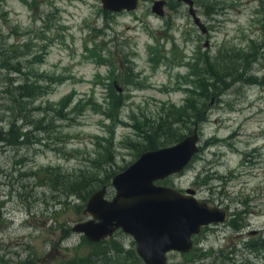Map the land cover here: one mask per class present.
I'll use <instances>...</instances> for the list:
<instances>
[{"label": "rangeland", "instance_id": "obj_1", "mask_svg": "<svg viewBox=\"0 0 264 264\" xmlns=\"http://www.w3.org/2000/svg\"><path fill=\"white\" fill-rule=\"evenodd\" d=\"M154 1L115 12L102 0H0V131L15 123L22 134L18 145L0 143V264H78L92 251L73 230L89 219L88 200L66 182L103 178L91 195L105 184L111 199L112 176L139 158L151 135L163 138L150 134L152 123L191 97L205 108L204 121L194 124L190 111L195 118L176 129L186 137L198 126L200 150L157 183L193 188L230 216L205 226L189 253L171 252L168 264H264L257 244L264 239V0H194L208 33L186 3L167 0L160 16ZM225 47L252 54L248 72L259 82H246L241 62L237 81L220 94L201 82L206 56ZM8 57H15L10 66L2 62ZM47 76L54 79L47 92L18 101L15 85Z\"/></svg>", "mask_w": 264, "mask_h": 264}, {"label": "water", "instance_id": "obj_2", "mask_svg": "<svg viewBox=\"0 0 264 264\" xmlns=\"http://www.w3.org/2000/svg\"><path fill=\"white\" fill-rule=\"evenodd\" d=\"M140 1L102 0V3L106 10L122 12L136 9ZM178 1L189 5L195 23L203 33H208V27L197 15L195 1ZM166 3L167 0H155L152 11L163 16ZM199 142L197 126L192 134L174 145L143 151L136 161L112 176L115 193L111 199L106 197L107 186L89 197L85 212L90 217L77 223L73 230L99 242L121 229L136 241L137 253L147 264H168L171 252L192 251L194 236L202 232V227L226 222L230 212L200 200L193 188L183 192L157 181L184 170L199 152Z\"/></svg>", "mask_w": 264, "mask_h": 264}, {"label": "trees", "instance_id": "obj_3", "mask_svg": "<svg viewBox=\"0 0 264 264\" xmlns=\"http://www.w3.org/2000/svg\"><path fill=\"white\" fill-rule=\"evenodd\" d=\"M251 55L252 54L250 52L241 53V51H237L233 47H225L215 56H206L204 59L206 60L204 64L205 67H203L206 69L203 71V81L201 82L209 84L213 89L214 94H220L225 88H229L232 82L237 81L236 76L240 73V69H242V66L237 67V62H241L245 66V80L248 84L259 82L257 81L258 78L253 75L252 72H248V69L252 65ZM14 58L15 57H8L6 60L3 59L2 62H5L7 66H10L9 63L10 61L14 60ZM18 63L19 62H17V64ZM13 69L16 70L17 73H19L21 70L17 67H13ZM47 78L48 80L45 83L40 84L32 83L28 79L20 81L17 85H15L14 89L17 91L16 95L18 101L20 98H30L39 91L40 93L47 92L49 86L52 84V82H54L52 76H47ZM201 88L203 92L207 90L206 86L204 85H202ZM191 91L194 92V90ZM192 98L193 97L187 99L185 102L186 104L180 107H177V105L173 104L172 108L174 111L165 115H161L157 121L152 123L149 131L150 134L152 132V128L154 132L152 133L154 135L155 133H160L162 134L163 138L157 137L154 139L153 135H149L150 137L147 139V144L145 145L146 150L158 148L160 145L181 141L185 136L183 134L177 133L176 125L186 122L188 123L192 118H195L190 116V111L197 114L196 118L198 119L195 118L196 121H194V124H201L204 121L205 108H199L195 103H192ZM19 116L20 115L16 117L17 120L19 119ZM21 137L22 134L15 123L12 125L10 130H8V132L0 131V143H7L8 145L15 146L18 145L20 141L22 142V139L20 140ZM107 177L110 178L109 175H107ZM108 181H106V183H108ZM57 182H62L60 177H57ZM93 182L96 184L93 185ZM98 182H105V179H96L95 177H88L85 174H79L76 175L72 181L66 182V186L69 185V187L72 188L73 195L75 194L78 198L88 200L87 198L91 196V193L95 188L94 186L98 185ZM116 233L126 235L122 230H117ZM110 238V241L105 238L99 242H92L87 237H85L87 243H89L92 247V251L87 256L80 257V259L76 262H78V264H147L138 255L134 245L132 247L126 248L123 239L117 238V235L115 234L113 238ZM134 242L135 241H133V243ZM260 244L264 245L262 243ZM121 255H126L128 259L120 258ZM129 260L130 263H128Z\"/></svg>", "mask_w": 264, "mask_h": 264}, {"label": "flooded vegetation", "instance_id": "obj_4", "mask_svg": "<svg viewBox=\"0 0 264 264\" xmlns=\"http://www.w3.org/2000/svg\"><path fill=\"white\" fill-rule=\"evenodd\" d=\"M2 209H3V206L0 207V218H1V216H2ZM229 212H230V211H229ZM213 224H215V223H213ZM204 228H205V226L202 227V231H203ZM260 243L264 244V239H261L260 241L257 242V244H258L259 246H261V247L264 248V245H261ZM251 246H252L254 249H257V248H258V247H256V244H254V243H252ZM258 249H260V250H258L257 252H260V251H261V248H258Z\"/></svg>", "mask_w": 264, "mask_h": 264}]
</instances>
